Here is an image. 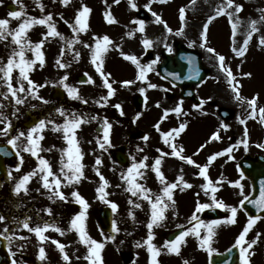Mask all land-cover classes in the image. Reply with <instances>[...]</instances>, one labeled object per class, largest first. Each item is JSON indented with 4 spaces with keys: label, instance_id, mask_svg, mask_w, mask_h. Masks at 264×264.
I'll return each instance as SVG.
<instances>
[{
    "label": "rangeland",
    "instance_id": "rangeland-1",
    "mask_svg": "<svg viewBox=\"0 0 264 264\" xmlns=\"http://www.w3.org/2000/svg\"><path fill=\"white\" fill-rule=\"evenodd\" d=\"M122 1V2H121ZM44 5L43 12L37 7L35 0H18L14 3L13 0H3L0 3V19L10 20V29H15L20 20L8 17L5 11L6 4H13L17 11H23L27 17L42 18L48 14L52 15V21L59 31L66 39L61 40L59 37H49L43 47L45 63L43 67L39 66V62L34 66V70L29 73L32 79L38 85H45L39 89V95L48 100V104L42 103L41 100L34 99L28 96L25 103L15 105L14 100L10 94L5 99L2 93L7 92V86L4 81L0 79V104L4 107L0 108V113L8 118L11 122L12 128L8 136L0 135V142L10 139L18 134L20 131H25L22 127L26 120L25 112H31L41 119H51L56 124H62L64 118L56 111V108L62 107L69 114L76 112L81 117L87 116L89 122L82 124L77 130V139L79 146L83 152V159L81 163L84 165V173L87 179H82L80 183L65 186L66 182L62 179L61 189H65V196L67 200L74 201L71 196L73 191H78L81 196L88 202L87 209L86 230L88 234L98 242L104 244L101 251L103 264H148L149 254L146 246L136 247V242L143 241L147 238L146 224L150 217V205L147 201L139 196H132L127 192V183L121 179V173L126 172V169L132 163V157L136 161H140L144 157H148L145 161L148 168L142 169L144 176L137 178V183H140L150 189V194L153 199L155 195H162V185L157 180L155 173L151 170V165L155 159L160 156V152L170 153L171 148L161 139L162 132H169L174 128H178L181 124H185V130L176 136L172 143L178 148L183 147L182 155L192 157L197 164L203 166L207 163L208 157L217 153L223 152L225 149L233 147V151L225 153L223 156H218L208 168L209 179L212 181L218 191L215 193L216 200L222 201L224 204L237 207L236 223L229 224L225 221L230 215V211L219 208L225 214L218 226L215 227V234L211 238L210 245L201 248L200 240L194 235L189 234L185 238V243L180 246L179 254L170 253L166 249H162L159 255V264H207V256L210 253H220L226 251L229 247L235 244L236 238L247 223V218L241 210L240 201L243 195H249V186L246 180L243 181L236 170L237 159L245 154L254 156V154L264 155V148L258 145L264 144V125L259 122V113L257 112L256 119L249 120L244 127L239 122L240 119H247L250 111L247 100L253 96L258 95L257 108L264 107V46H260L259 40L264 37V22L257 24L259 31L253 33L251 40L248 43L247 51L244 56L238 57L232 51L233 47L239 48L249 31V22L251 20H260L262 13L260 9H264V0H234V3L243 5V10L235 13V9L226 8V12H233V21L239 20L235 37H233L231 24L227 15L217 16L208 27L207 41L205 47H201V32L204 23L207 22L209 16L215 15L216 9L226 3V0H167V3L150 2V0H135L137 8L133 9L129 5V0H71L68 6L62 5L59 0H40ZM86 5L91 9L88 18V29L85 32L76 33L65 24V20L69 23L74 22L75 13L81 8V5ZM21 5L23 6L21 8ZM150 5L151 11L145 7ZM185 10V19L180 20V9ZM143 12L146 18L144 19V31H138L139 25L133 23L136 20L137 12ZM110 12L114 17L115 22L107 23L105 20V13ZM155 12L167 24L172 31L169 32L164 24L155 22V17L152 15ZM63 17V19H61ZM23 19V17L21 18ZM183 29L182 35H176V32ZM47 32L45 25H34L27 33V39L31 43H36L43 38V34ZM128 32L134 34L129 37ZM77 36L82 43H76L69 49L67 41ZM107 35L112 43L109 45L107 53L104 54L103 70L110 74L109 82H113L115 94L110 97L105 104L100 100L102 96L107 95V89L102 87V80L99 73L96 72L95 67L90 62V49L84 47V43L89 45L95 44V37H103ZM149 39L152 46L145 48L142 41ZM180 43L189 50L196 51L200 54L201 63L210 71V78L195 89V94L201 100L202 105L199 109H194L186 102L178 100L176 88H171L167 82L162 81L154 67L160 63L161 54L167 53L173 55L175 49L174 44ZM18 46L11 42L9 36L6 40L0 41V65L6 63L9 55ZM211 47L215 53L225 56V63L233 72L236 80L239 81V91L241 96L245 98V102L236 100L235 94L227 83L226 73L220 71L218 61L214 53L207 51ZM61 48L64 49L61 55ZM171 48V51L168 49ZM146 51H150L152 58L146 59ZM79 52V59H75V53ZM232 52V53H231ZM134 55L139 60L140 64L148 65L153 61V70L147 73L144 81L136 79L138 69L131 61L126 60L124 55ZM27 59H34L31 51H26ZM57 59L62 63L69 65L66 68H59L56 64ZM244 73H251V76H244ZM87 74L95 81L94 84L78 85L75 78L78 75ZM67 75L66 83L78 89L79 95L87 103L81 100L70 99L62 86L59 85L61 77ZM2 77V73H0ZM19 77V70L14 69L12 73V84L14 87H19L17 78ZM124 81H134V83L123 86ZM27 88V82H23ZM149 84L156 85L155 88L148 87ZM59 87L63 89L65 98L62 101L52 100L51 94L53 89ZM144 88V93L140 89ZM23 97L24 93H18ZM142 97L144 99L142 108L134 106L135 98ZM100 101V103H96ZM119 104V109L114 105ZM35 106V107H33ZM179 106L181 112L177 113L174 109ZM226 108L232 111V118L227 122H221L216 114L217 108ZM18 109V111H16ZM123 111V115L120 112ZM15 112V115L13 113ZM167 112V116H165ZM92 116H96L97 120H91ZM107 119L112 124L111 142L113 147L103 151L96 143V138L102 136L94 132V127L101 125L103 120ZM221 123L228 125L226 129L220 127ZM159 124L160 131H157L156 125ZM134 126L138 132H143L148 136V140H141L137 137L127 138L128 128ZM4 127V123H0V128ZM51 125L42 133L44 139L40 142L42 149H51V151H40L39 153L53 154L56 158L61 159V150L67 147V143L63 140L62 132H52ZM245 128L248 130L250 138L247 149L243 143H237L245 139ZM213 133H218L220 139L211 140ZM53 134V136H52ZM232 139L233 141H231ZM249 140V139H248ZM247 140V141H248ZM91 141V142H89ZM21 146V156L23 163L16 164L19 171L10 170L11 179L0 186V196L6 199L11 205L14 203L13 195L16 183L20 177L32 171L33 162L30 159V153L23 152L22 146L26 143L24 138L18 142ZM201 145H204L201 148ZM138 149H142L138 151ZM122 151L126 154L129 160L128 166L119 167L114 162L112 154L114 151ZM195 153V155H194ZM50 155V156H53ZM33 157V156H32ZM100 157L102 165L98 166L102 175L109 182L106 192L109 194L106 198L118 205L116 213H113V220L117 222L119 231L112 233V231L105 235L101 233L95 223L94 211L102 206H108L97 198L96 192L99 187V177L93 176L96 172L93 170L95 160ZM231 157V158H229ZM66 162V157H65ZM161 170L164 173L168 182H175L177 176L182 175L184 180L191 184V188H186L180 191L179 187L173 190V199L175 204L169 203V207L165 210L166 219L161 226L154 227L153 243L160 248L165 243V236L170 231L177 229V225H183V230L195 227L199 221H191L190 218L196 210L197 203L213 204L212 195L210 191L205 194V190L201 185L207 183L203 177L199 176V169L194 165H188L184 161L171 155L162 158ZM56 175H60L58 169H53ZM36 180V179H35ZM33 178L28 183L29 192L36 193L49 203L58 202L60 199H49L51 193L49 190L42 187ZM219 181V183H217ZM236 181L240 182L242 186L243 195H241V188L235 187ZM60 189V190H61ZM1 198V197H0ZM134 203H139L140 208H135L134 204H129V200ZM167 202V201H166ZM3 202L0 200V211L4 210ZM109 207V206H108ZM215 207V206H212ZM210 208V207H209ZM208 209V208H207ZM206 210V209H204ZM132 212L135 219L129 216ZM201 212L196 213L199 220L210 223L209 220H204ZM2 215V214H0ZM45 215H48L45 213ZM51 217L56 216V212H52ZM74 215H68L66 225L69 226L70 220ZM7 219L0 221V232L5 227ZM64 221L59 222L54 226L59 227L64 231V235L49 229L45 235L50 239L43 243L46 252V259L40 263L38 258L39 246L38 239L34 233L28 232L20 225V229L16 232L19 237H27L26 240L14 239L9 246L11 252H15L14 256L16 264H89L84 257L87 255V247L79 242L78 234L75 230H66ZM43 226L41 222H31L30 226ZM163 231V234L160 233ZM201 238L207 235V229H200ZM257 233L260 238L256 245L253 246L254 254L251 256V264H264V221L259 219L253 228L246 236L247 241L256 239ZM17 234H14L17 236ZM109 236H115L114 240L106 239ZM51 240H57L64 244L65 251L70 257V262L62 259V255L56 248V245L51 243ZM21 245L23 247L21 248ZM247 246L246 244L244 245ZM199 249H202L200 251ZM121 253L125 255L126 262L122 261ZM240 264V263H239Z\"/></svg>",
    "mask_w": 264,
    "mask_h": 264
},
{
    "label": "snow or ice",
    "instance_id": "snow-or-ice-1",
    "mask_svg": "<svg viewBox=\"0 0 264 264\" xmlns=\"http://www.w3.org/2000/svg\"><path fill=\"white\" fill-rule=\"evenodd\" d=\"M3 0H0V3H2ZM14 3H18V0H13ZM37 7L40 8V10L43 12L44 5L40 3V0H35ZM59 2L64 5L68 6L71 3V0H59ZM116 3H119V0H115ZM150 2H159V3H167V0H150ZM194 2V0H193ZM129 5L131 8L135 9L137 8V5L135 3V0H129ZM23 6L21 5V8ZM146 8H148L149 11H151L150 5H145ZM235 9V13H239L243 10V5L234 3V0H226L225 4L220 5L215 12V15L209 16L206 23L203 25V30L201 32V40L205 43L201 44V47H205L206 41H207V31L209 24L220 15H227L229 19V23L231 24L233 37H235L236 30L239 24V20L233 21V12H226V8H233ZM262 15L260 16V20H251L249 22V31L247 32V36L243 42V45L239 48L233 47L232 51L236 54L238 57H242L245 55L247 51V46L249 41L252 38L253 33L259 31L257 28V24L260 22H264V9L259 10ZM91 12V9L86 5H81V8L77 10L74 17V22L69 23V21L65 20V24H68V26L72 29V32L74 34L85 32L88 29V18L89 14ZM8 17L16 20H20L21 22L18 24V26L15 29H10V20L0 19V41L6 40L9 36L11 37V42L18 46L16 49H13L11 54L9 55L7 61L5 64L0 65V73H2V79L4 81V84L7 86V92L2 93L4 95L5 99L9 97V94L11 98L14 100L15 105H21L25 103V100L28 96H32L34 99L41 100L42 103L48 104L49 101L44 99L42 96L39 95V89L42 87H45V85L36 84L32 79L29 77V73L34 70V66L39 62V66L43 67L45 63L44 53L42 52V47L45 43V41L49 37H59L61 40H65L66 38L56 29L55 24L52 21V15L48 14L46 16H43L42 18H35V17H27L26 14L23 11H9ZM152 15L155 17V22L159 24H164V27L171 32L172 30L168 28L167 24L160 18L159 15H157L155 12H152ZM23 17V19H21ZM63 19V17H61ZM185 19V10L183 8L180 9V20L183 22ZM105 20L107 23L112 24L115 22L114 17L111 15L110 12L105 13ZM133 23H136L139 25L138 31L143 32L144 31V21L143 20H135ZM34 25H45L47 27V32L43 34V38L36 42L31 43L27 39V33L28 31L34 26ZM183 29L176 32V35H182ZM134 33L128 32L127 35L131 37ZM76 43H82V41L79 40L77 36L74 35L73 39L67 41V46L69 49L72 48L73 44ZM112 43L110 38L105 35L103 37H95V44L89 45L87 43H84L85 48L90 49L91 54V60L90 62L95 67V70L97 73H99L101 80H102V87L107 89V95L102 96L100 98L101 101H103L105 104L107 103L108 99L112 97L115 94V89L113 88V82H109L110 74L106 73L103 70V64H104V54L107 53L109 45ZM145 48H149L152 46V43L149 39H144L142 41ZM260 46H264V37H261L259 40ZM171 51V48L168 49ZM26 51H31L34 55V59H27L25 56ZM207 51L210 53H214L216 56V59L218 61V67L220 71L226 73L227 76V83L229 87L231 88L232 92L235 94V99L240 102H245V98L241 96L239 91V81L236 80V77L233 75V72L230 68L227 67L225 63V56L220 55L218 53H215V50L211 47L207 48ZM64 49L61 48V55H63ZM124 55V58L126 60L131 61L133 64L136 65L138 69V74L136 76V79L139 81H144L146 79L147 73L153 70V65L156 63V61H153L151 64L148 65H142L140 64L137 57L134 55ZM80 53H75V59H79ZM56 64L59 68H66L69 65L62 63L60 59H57ZM14 69L19 70V77L17 78L19 87H14L12 84V73ZM198 75V72L196 73ZM87 75V74H85ZM244 76H251V73H244ZM192 78V77H189ZM68 77L67 75L63 76L59 80V85L64 88L66 91L68 97L73 100H81L84 103H87V101H84L83 98L79 95L78 89L76 87H72L66 83ZM24 81L27 82V88H25ZM82 83H88V84H94L95 81L92 79L91 76H88L87 80L82 81ZM134 83V81H124L123 86H127L129 84ZM148 87L155 88L156 85L149 84ZM144 88L140 89V92L144 93ZM18 93H24L25 95L21 97L18 95ZM247 104L249 106L250 111L248 112V118L249 119H256L257 112L259 113V122L264 125V107L257 108V102H258V95L253 96L251 99H248ZM96 103H100V101H96ZM203 103V102H202ZM4 107V105L0 104V108ZM35 107V106H33ZM115 108L119 109L121 106L119 104L114 105ZM18 111V109H16ZM55 111L64 118V122L62 124H56L51 119L45 120L40 119L37 123L34 124V126L30 127L27 132L24 131L18 132V134L14 137H11L8 139L7 143L12 146L13 149H16V155L20 158L21 164L23 163V157L21 156V146L18 145V141L21 138H24L26 143L22 146V151L30 153L31 156L35 157L38 161L37 168L33 169L32 171L26 173L22 177H20L19 181L16 183L14 192L19 194L21 191L27 193L28 192V183L30 180L39 175L40 180L42 182V187L44 189L49 190L51 195H49V199L58 198L60 200H66L67 197L65 194L60 190L62 185V179L66 182L65 186H70L73 184H78L80 181L85 178L84 177V165L81 163L83 159V152L79 146V141L77 139V130L81 127L82 124L88 123L89 118L85 115L81 117L76 112L68 113L65 109L62 107L56 108ZM175 112L180 113L181 108L177 106L174 109ZM123 111H121V115H123ZM15 115V112L13 113ZM165 116H167V112H165ZM98 118L96 116H92L91 120H97ZM239 122L241 124H245L244 119H240ZM0 123H4V127L0 128V135L8 136L9 132L12 128V124L10 121H8V118L3 115V113H0ZM48 125H51V131L52 132H62L63 133V140L67 143V147L61 150V159H60V175H56L53 170L50 162L43 157L39 155L40 151H51V149H42L40 142L44 139V136L42 133L45 131V129L48 127ZM101 132L102 136H99L96 138V143L98 144L99 148L103 151H107L108 148L113 147L111 142V129L112 124L109 123L107 119L103 120V123L101 124ZM157 131H160L159 124L156 126ZM186 125L181 124L178 128H174L169 132H162L161 133V139L165 144H167L171 148L170 153H164L161 152L159 149H157L158 152H160V156H158L154 163L150 166L151 170L155 173V176L159 183L163 186L162 187V195H155V198L153 199L152 195L150 194V189L145 187L144 185L137 183L138 177H143L144 172L141 171L142 169L148 168L149 165L145 163V161L148 159V157H144L140 161H136L135 157H132V163L131 165L126 169V172L121 173V179L127 183V188L125 189L127 192L131 193L132 196H139L143 200L147 201L150 205V217L146 224L147 228V238L143 241V244H141L139 241L136 242V247H143L146 246L147 252L149 254V260L148 264H159L158 257L161 254L162 249H166L170 253H176L179 254L180 246L185 243V238L189 234H194L199 240H200V247L205 248L210 245L211 238L215 234L214 229L216 226H218L222 221L219 220H213L208 224H205L204 221L199 220V217L196 215V213L203 211L204 209H207L209 207L215 206L216 208H224L228 211H230L231 215L223 222L233 224L236 223V216H237V207H231L226 204H224L222 201H217L215 193L218 191V189L213 186L212 181L209 179L208 175V168L211 165V163L216 160L218 156H223L225 153H231L233 151V147L225 149L223 152H217L211 156L208 157V161L205 165L201 166L196 163L192 159V157H187L182 155L184 149L183 147H177L174 143H172V140L179 136L180 133H182L185 130ZM221 128L226 129L228 125L221 123ZM245 139L243 141H238L237 143H243L245 146V149H247V136H248V130L245 128L244 132ZM143 139L145 141L148 140V136H144ZM220 139V136L218 133H213L211 140H218ZM91 142V141H89ZM204 145H201V148H203ZM258 147L264 148V144L258 145ZM142 149H138V151H141ZM0 151H3V149H0ZM171 155L172 157H177L180 160L184 161L188 165H194L199 169V176L203 177L207 183H204L201 185L202 189L205 190V194H208L210 191L213 193L212 195V201L213 204H202L197 203L196 210L193 213V215L190 218L191 221H199L198 224L195 227L188 228L186 230H182L179 235L175 237V239L165 241L164 245L158 248L154 243V227L161 226L162 222L166 219L165 217V210L170 206L168 202H171L172 205L175 204V201L173 199V190L178 188L180 191H184L186 188H191L192 185L187 183L184 180V177L182 175L177 176L175 182H168L166 180V177L164 173L161 170L162 165V158L164 156ZM195 155V153H194ZM66 157V162H65ZM231 158V157H229ZM102 165V160L100 157H97L95 160V165L93 166V170L96 172V175L99 177L100 184L99 187H97L96 192L98 194L97 198L101 200L103 203L107 204L113 213L117 212L118 205L115 202H112L108 200L106 197L109 195L106 192V188L109 186V182L106 180V178L102 175V173L99 170V167ZM17 171H19V166L16 168ZM9 177L11 178V172H9ZM51 178V179H50ZM219 183V181L217 182ZM262 187L260 190V196L257 200L251 201L256 206L257 211H264V181L261 182ZM235 187L241 188V195H243L242 186L240 185L239 181H236L234 184ZM71 196L74 198V202L77 203L80 206V211L74 215L69 224V231L75 230V232L78 234L79 242L87 247V255L84 257L85 260L89 261V264H103L101 251L104 248V244L101 242L96 241L93 239L86 230V219H87V209L89 207L88 202L85 200L83 196L78 191H73L71 193ZM249 200V197L247 195H243V199L240 201V205L243 206L244 202ZM167 201V202H166ZM129 204H134L135 208H140L141 205L139 203H134L131 199L129 200ZM49 214L51 213L50 209H45ZM129 216L135 219L133 213L130 211ZM261 219L260 216H249L247 219V223L243 227L242 231L238 235L235 241L234 247H239L240 249V264H251V256L254 254L251 249H253V246L257 244L260 234L257 233L256 239H252L251 241L246 240V236L249 233V231L253 228V226L256 224V222ZM5 217L0 215V221H4ZM20 224H22V227L26 229L30 233H34L37 237L38 241L40 242L41 246L39 247V253L38 258L41 261H44L46 259V252L45 248L42 246L43 243L50 238L45 235V233L52 229L56 232H59L61 235H64V231L60 229L59 227H55L52 224L44 223L43 226L37 225L35 227H31L29 223V218H26L24 221H20ZM178 228L183 229V225H177ZM206 228L207 229V235L203 236L201 238L200 229ZM112 233H117L119 231V228L117 227V222L113 220L112 222ZM9 229L5 227V229L0 232V237H2L5 241L8 242L9 246L12 244L14 239H17V237L14 234H8ZM18 239L26 240L27 237H18ZM106 239L108 240H114L115 236H109ZM51 243L56 245V248L59 250V252L62 255V259L66 262H70V257L68 256L67 252L65 251V245L61 244L57 240H51ZM247 245L246 247L244 245ZM23 245H21V248ZM209 252L211 253L210 247L208 248ZM9 253L11 256H15V252H11V248H9ZM12 264H16V261L13 260ZM187 264V262H185Z\"/></svg>",
    "mask_w": 264,
    "mask_h": 264
},
{
    "label": "water",
    "instance_id": "water-1",
    "mask_svg": "<svg viewBox=\"0 0 264 264\" xmlns=\"http://www.w3.org/2000/svg\"><path fill=\"white\" fill-rule=\"evenodd\" d=\"M13 11V8L11 9ZM191 54H185L182 52V59L180 60L179 67L165 69L160 67V74L171 81L174 85L180 88V97L182 99L191 100L196 106L199 102L194 98L192 87L199 85L208 76V71H206L199 62L198 57L194 60H188ZM176 58L174 60L176 61ZM166 66V65H165ZM165 72V73H164ZM198 72V75L196 74ZM192 77V78H189ZM58 92V91H57ZM60 93H56L55 95ZM229 117H226V119ZM3 151H0V177L5 176V171L3 167V159L12 160L13 155L9 152L10 150L5 147H0ZM242 175L250 181L251 184V196L248 201L243 204V209L246 215L249 216H263L264 211H257L256 206L251 203L253 200H257L260 196V190L262 187V181H264V158L256 157L243 158L238 165ZM206 217L219 218L221 213L216 210L207 211L204 213ZM97 222L99 227L103 231H109L111 227V214L107 208L102 209L97 212ZM179 234V231L172 233L168 236V240L174 239ZM7 260L5 254L4 242L0 240V264H4ZM238 255L235 249H232L226 254L218 255L210 259L209 264H237Z\"/></svg>",
    "mask_w": 264,
    "mask_h": 264
}]
</instances>
